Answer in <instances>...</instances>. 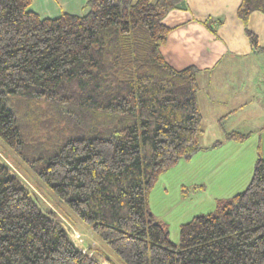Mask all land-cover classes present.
Segmentation results:
<instances>
[{
	"label": "trees",
	"instance_id": "trees-1",
	"mask_svg": "<svg viewBox=\"0 0 264 264\" xmlns=\"http://www.w3.org/2000/svg\"><path fill=\"white\" fill-rule=\"evenodd\" d=\"M179 1L87 0L84 15L42 18L32 0H0V139L121 264H264L261 157L242 191L180 224L176 243L150 208L158 177L203 148L198 69L160 51ZM253 10L264 0H241L237 15L259 48ZM11 166L0 150V264H116L79 249Z\"/></svg>",
	"mask_w": 264,
	"mask_h": 264
},
{
	"label": "crops",
	"instance_id": "crops-1",
	"mask_svg": "<svg viewBox=\"0 0 264 264\" xmlns=\"http://www.w3.org/2000/svg\"><path fill=\"white\" fill-rule=\"evenodd\" d=\"M86 1L32 0L30 8L42 18L63 12L81 16L88 12ZM240 2L180 0L162 19L169 31L160 51L174 69H198L203 148L190 159L225 154L228 162L240 168L244 160L250 169L257 157L264 159V12L253 10L247 18L246 27L257 38L255 48L237 15ZM233 130L249 134L247 140L209 147L228 141L225 134Z\"/></svg>",
	"mask_w": 264,
	"mask_h": 264
},
{
	"label": "rangeland",
	"instance_id": "rangeland-1",
	"mask_svg": "<svg viewBox=\"0 0 264 264\" xmlns=\"http://www.w3.org/2000/svg\"><path fill=\"white\" fill-rule=\"evenodd\" d=\"M48 113L53 115L55 110ZM229 142L234 143V140L222 142L220 148ZM201 143L208 141L201 140ZM0 150L19 168L18 173L17 170L13 173L25 184L37 204L44 212L52 211L57 214L58 220L79 249L100 261L103 256L98 250L103 251L116 264H121L103 244L104 247L100 244L101 241L78 219L67 204L58 201L1 139ZM229 158L230 156L225 154L203 153L200 157L180 160L158 177L149 196L150 208L157 219L167 227L172 242H178L180 224L190 220L194 215L214 211L218 199L228 198L246 187L251 177L252 165L247 169L243 160L239 168L228 162Z\"/></svg>",
	"mask_w": 264,
	"mask_h": 264
},
{
	"label": "built area",
	"instance_id": "built-area-1",
	"mask_svg": "<svg viewBox=\"0 0 264 264\" xmlns=\"http://www.w3.org/2000/svg\"><path fill=\"white\" fill-rule=\"evenodd\" d=\"M9 166H10V165H9ZM12 169H14L13 166H11V167L9 168V170H10V172H11L13 175H15L13 172L16 171V170H15V169L12 170ZM17 173H18V172H17ZM15 176H16V175H15ZM16 177H17V176H16ZM19 180H20V179H19ZM20 181H21V180H20ZM24 185H25V184H24Z\"/></svg>",
	"mask_w": 264,
	"mask_h": 264
}]
</instances>
